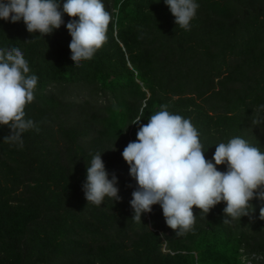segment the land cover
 <instances>
[{
	"label": "trees",
	"instance_id": "trees-1",
	"mask_svg": "<svg viewBox=\"0 0 264 264\" xmlns=\"http://www.w3.org/2000/svg\"><path fill=\"white\" fill-rule=\"evenodd\" d=\"M196 2L185 31L164 0H103L107 42L80 66L67 14L44 37L0 19V48H19L38 77L25 118L39 129L23 133L21 147L5 143L10 129L0 126V264H264V200L228 224L223 202L206 218L194 207L183 236L159 205L132 219L136 183L122 152L141 110V124L162 105L190 118L208 160L237 136L264 152V0ZM97 152L120 197L100 206L82 188Z\"/></svg>",
	"mask_w": 264,
	"mask_h": 264
},
{
	"label": "clouds",
	"instance_id": "clouds-1",
	"mask_svg": "<svg viewBox=\"0 0 264 264\" xmlns=\"http://www.w3.org/2000/svg\"><path fill=\"white\" fill-rule=\"evenodd\" d=\"M176 26L189 31L199 7L196 0H164ZM72 19L66 28L71 36L69 49L75 66L90 61L107 42L112 14L103 0H0V19L17 23L21 20L31 34L47 36L64 24V15ZM30 41V40H28ZM27 42V41H25ZM28 61L19 48H0V126L10 133L5 143L23 146V133L35 129L26 119V106L35 99L38 77L30 74ZM264 107V106H261ZM143 111L131 124L138 125L136 139L123 149L122 157L135 180L130 206L132 217L151 213L159 205L166 225L176 236L194 227L200 210L202 218L220 203L228 224L255 211L252 201L264 200V152L239 136L215 145L211 160L206 159L200 133L190 118L168 111L162 105L141 124ZM259 123V120H254ZM226 166L219 171L218 166ZM115 175L108 178L101 153L97 152L87 167L82 185L88 203L100 206L104 199L119 200ZM87 203V204H88ZM260 219L264 220V207Z\"/></svg>",
	"mask_w": 264,
	"mask_h": 264
}]
</instances>
